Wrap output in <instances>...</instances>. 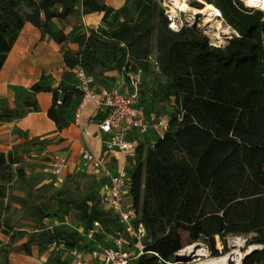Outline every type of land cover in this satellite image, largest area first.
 Here are the masks:
<instances>
[{
	"label": "trees",
	"instance_id": "16d2710c",
	"mask_svg": "<svg viewBox=\"0 0 264 264\" xmlns=\"http://www.w3.org/2000/svg\"><path fill=\"white\" fill-rule=\"evenodd\" d=\"M78 2L81 11L75 8ZM205 4L215 6L236 33L223 47L210 45L190 27L172 32L158 0H125L119 9L99 0H0V72L26 22L57 44L72 40L78 46L63 50L67 70L58 87L46 85V76L30 87L34 94L52 93L47 115L59 131L68 126L64 113L73 98L83 96L75 69L97 84L101 71L125 77L147 70L152 50L157 52L154 62L166 77L159 93L173 108L165 115L163 136L148 144L156 133L144 135L127 167L133 206L147 230V253L136 264H174L178 251L200 240L216 256V236L226 249L228 235L250 234L247 246L262 248L247 254L242 264H264V9L245 7L240 0H194L189 6L202 9ZM96 12L103 13L102 24L81 34H65L51 25L53 19ZM20 103V109L6 104L0 122L24 117L25 108L39 111L32 96ZM140 105L145 108L141 93ZM19 163L13 152H0V197L5 196L1 182ZM17 174L29 183L23 168ZM27 209L40 221L57 218L62 224L74 212L85 231L100 222L105 233L96 236L102 244L107 235L123 230L101 206L100 188L79 199L55 197L47 207ZM79 228L42 229L21 248L30 254L35 246L45 253L52 244L64 243L92 250L95 244H87ZM49 262L70 264L55 252Z\"/></svg>",
	"mask_w": 264,
	"mask_h": 264
},
{
	"label": "rangeland",
	"instance_id": "374dc122",
	"mask_svg": "<svg viewBox=\"0 0 264 264\" xmlns=\"http://www.w3.org/2000/svg\"><path fill=\"white\" fill-rule=\"evenodd\" d=\"M184 1L189 6L190 2L194 0ZM240 1L247 7L243 0ZM199 2L204 5L203 1ZM254 8L260 9L258 7ZM182 15L187 27L206 37L208 43L212 46L223 47L235 35V31L222 18L217 16L213 17V21L208 22L207 15H194L192 8L190 12H182ZM156 55L157 52L153 49L151 53L152 64L140 74L139 92L143 99L144 111L148 120L167 119L165 115L170 114L173 108L171 102L161 100L159 89L165 83L166 77L154 62ZM123 79L129 90L128 80L125 77ZM97 82V86L112 89L116 83V77L113 72L101 71ZM122 88L124 89L125 85ZM18 90L20 91L19 100L27 99L24 92ZM6 104V100L0 98V112ZM91 108V105L85 106L82 113L84 118L89 114ZM154 135L149 136L147 139L148 144H152L157 139L158 134ZM54 140L53 138L44 140L36 138L28 142L29 144L26 147L19 145L13 148L14 157L19 159L20 163L12 165L8 179L1 182V185L5 187V196L0 197V264H5L6 260L9 264H50L48 253H42L37 250V247L33 246L31 253L27 254L21 248L22 245L27 242L33 233H37L42 229L63 227L74 231L79 228V222L74 216V212L65 216V224H62L57 218L40 221L27 208L31 205L47 207L55 197L79 199L84 195L95 194L99 188L100 190L103 188L105 181L95 173L81 174L74 170L68 172L61 179H55L45 172L49 162L58 155V152L67 151L64 148L65 144ZM20 168L24 169L29 183L17 174V170ZM10 227H13V229ZM252 237L251 234L245 236L228 235L226 237V249H224L221 239L216 236V249L218 251L216 256H213L214 254L209 250L204 240H200L196 242L197 244L191 245V249L183 251L182 255L184 257L176 258L175 256L174 264H209L213 258L225 255L229 256L227 264H242L249 247L247 246V240ZM261 248L262 246H259L258 249ZM201 252L204 255H200ZM62 256V258L67 259L65 254H62Z\"/></svg>",
	"mask_w": 264,
	"mask_h": 264
},
{
	"label": "built area",
	"instance_id": "2783aa9c",
	"mask_svg": "<svg viewBox=\"0 0 264 264\" xmlns=\"http://www.w3.org/2000/svg\"><path fill=\"white\" fill-rule=\"evenodd\" d=\"M158 3L168 19V28L172 32L177 33L187 27L183 11H180L173 0H158ZM218 17L222 18L221 15ZM74 73L77 87L83 94V104L92 101L95 105L91 121L108 136L103 154H96L85 147L79 150L76 171L95 173L103 178L105 182L100 190L101 206L118 218L123 230L117 232V236L107 235L103 238L102 244L97 242L96 235L105 232L100 222H94L91 229L85 231L83 227L79 228L87 244H95L92 250L71 249L64 243H54L49 247L48 253L55 252L61 256L65 254L70 264H136V260L147 253V230L133 206L130 195L131 176L127 167L114 171L110 165V154L120 152L130 165L138 144L143 143L144 135L154 132L158 136H163L168 127V117L147 119L144 108L140 105L141 70L126 73L125 78L130 84V89L126 92L119 88L107 89L97 86L93 78L81 68L75 69ZM79 119L78 111L75 116L76 124H79ZM45 172L55 179H61L70 172L69 159L56 156L49 162Z\"/></svg>",
	"mask_w": 264,
	"mask_h": 264
},
{
	"label": "crops",
	"instance_id": "0c3cea01",
	"mask_svg": "<svg viewBox=\"0 0 264 264\" xmlns=\"http://www.w3.org/2000/svg\"><path fill=\"white\" fill-rule=\"evenodd\" d=\"M104 1L108 6L119 9L125 0H99ZM115 3V4H114ZM78 11L82 10V2L75 5ZM103 13L76 14L67 20L53 19L51 22L55 30H61L65 34H81L88 30L97 29L102 24ZM68 41L64 44H57L49 36L26 22L19 32L18 38L9 52L6 61L0 72V98L6 100L7 106L11 109H20V89L26 96H32L37 100L39 111L27 110L24 117L14 119L10 122H0V152L8 154L13 148L31 140L53 138L59 141L67 149L65 152H58L57 156H64L69 159L70 172L77 169L79 164V150L82 147L92 150L96 154H103L106 150L105 140L108 136L103 134L98 125L91 121V115L95 110L92 101L83 104L82 97H74L71 107L64 113L68 126L61 131L56 124L49 119L47 112L52 105V93L40 92L34 94L30 87L46 76L44 83L53 88L58 87L64 81V73L67 70L63 60V50H77L75 43ZM116 83L112 88L128 91L123 77L113 72ZM83 105V106H82ZM91 105V111L84 118L82 113L85 106ZM80 112L79 124L75 123V116ZM144 142V140H143ZM110 165L113 170L121 169L129 165V161L120 152L110 154ZM37 250H39L37 248ZM48 253V252H46ZM50 255V253H48Z\"/></svg>",
	"mask_w": 264,
	"mask_h": 264
},
{
	"label": "bare ground",
	"instance_id": "6f19581e",
	"mask_svg": "<svg viewBox=\"0 0 264 264\" xmlns=\"http://www.w3.org/2000/svg\"><path fill=\"white\" fill-rule=\"evenodd\" d=\"M173 1H174V4L180 9V11L190 12L191 8L187 5V3L184 0H173ZM243 1H244V3L246 4L247 7H258L260 9H264V0H243ZM192 9H193L194 15H199V14L207 15L208 22L213 21V17H216V16L218 17L219 15H221L220 11L215 6H213L212 4H208L202 9H194V8H192ZM213 39H215V38H213ZM191 248H192L191 245L183 248L182 250H180V251H178L176 253V256L177 257L183 256L182 255L183 251L189 250ZM258 248H259V246H257V245L249 246L246 255L249 254L250 252H252L253 250L258 249ZM202 251H204V250H202ZM200 255H204V254H202V252H201ZM228 259H229L228 255H225V256H222V257H219V258H213L209 262V264H227ZM239 264H241V263H239Z\"/></svg>",
	"mask_w": 264,
	"mask_h": 264
},
{
	"label": "water",
	"instance_id": "95a60500",
	"mask_svg": "<svg viewBox=\"0 0 264 264\" xmlns=\"http://www.w3.org/2000/svg\"><path fill=\"white\" fill-rule=\"evenodd\" d=\"M243 262V261H242Z\"/></svg>",
	"mask_w": 264,
	"mask_h": 264
}]
</instances>
